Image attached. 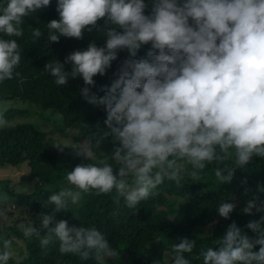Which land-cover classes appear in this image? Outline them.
Listing matches in <instances>:
<instances>
[{"label":"clouds","instance_id":"9594fccd","mask_svg":"<svg viewBox=\"0 0 264 264\" xmlns=\"http://www.w3.org/2000/svg\"><path fill=\"white\" fill-rule=\"evenodd\" d=\"M50 3L5 0L0 4V33L23 36L24 18ZM150 3L146 15L145 0H56L59 19L46 25L50 42H59L60 36L82 39L85 29L91 31L98 21H105L103 46L90 42L85 50L66 56L64 63L47 62L44 70L58 86L69 78H82L81 95L106 113L104 137L114 142L110 156L114 163L105 156L99 164L76 165L66 175L73 187L48 197L52 212L41 214L39 229L33 223L18 225L24 237H39L42 254L58 241L61 254L91 258L97 264L119 256L95 227L69 226L67 220L55 219L70 204L79 205L82 193L115 191L114 203L119 205L123 197L125 207L135 213L165 179L180 184L187 175L200 181L206 166L215 162L218 184L230 183L236 170L245 168L254 156L264 158V0ZM41 35L39 28L32 32L34 38ZM149 44L146 58H137L141 47ZM123 49L128 57L105 95H90L93 78L103 76ZM21 52L15 39L0 38V82L19 75L15 70ZM67 63L70 71L65 70ZM75 149L77 155L92 157L87 147ZM113 164L118 166L115 174ZM0 199L7 201L8 196ZM234 208V203L221 202L217 212L227 219ZM253 209L264 211V202L247 200L243 212L252 214ZM262 224L264 216L246 225L257 233L255 238L242 233L235 222L229 224L217 247L200 253L203 264H264ZM11 244L3 240L0 264L12 257ZM194 246L187 237L173 244L170 264H190L185 254Z\"/></svg>","mask_w":264,"mask_h":264},{"label":"trees","instance_id":"16d2710c","mask_svg":"<svg viewBox=\"0 0 264 264\" xmlns=\"http://www.w3.org/2000/svg\"><path fill=\"white\" fill-rule=\"evenodd\" d=\"M145 2L148 4L145 9L147 15L151 11V3L150 0ZM3 3L5 0H0V4ZM52 19H59L56 0H51L49 6L24 18L21 26L23 36L5 37L0 33V38L15 39L22 49L20 64L15 70L19 75L14 74L12 79L0 82V100L18 98L40 108L51 107L62 115L64 122L85 124L88 147L96 160L86 159L75 152L50 149V138L31 124L18 123L0 128V165L24 162L29 170L28 176L39 183L36 189L26 193L12 192L6 186L0 190L6 191L8 202L39 217L32 222L38 229L41 214L52 212V206L47 203L48 197L58 193L61 185L65 187L69 184L67 173L78 164H99V159L110 157L114 150L112 138L104 137L107 129L103 123L106 117L103 106L91 104L81 95L80 89L85 87L82 78H69L65 85L58 86L55 78L44 70L47 62L58 60L64 63L66 56L76 50H85L90 42L103 46L105 21H98L91 31L85 29L82 39L60 36L59 42H50L46 25ZM36 28L42 33L40 38L32 36ZM149 48L150 44L142 46L137 58H146ZM127 57L126 49L118 51L117 59L112 61L106 73L93 78L95 85L88 86L90 95H105L107 86L116 78L114 73ZM65 70H71L70 63L65 64ZM13 112L9 109L2 116H10ZM96 140H100L99 146ZM216 167L215 162L207 165L200 181H192L187 175L180 184L165 179L146 201L138 205L135 213L125 207L123 197L119 205L114 203L112 197L115 191L97 194L92 190L82 193L79 205L70 204L69 210L57 212L55 219L67 220L69 226L99 230L119 252L117 257L106 258L104 264H155L162 251L170 254L171 246L185 237L195 241L193 252L186 253V258L190 264H203L200 253L208 247H217L216 242L223 237L229 224L235 222L242 233L255 238L257 233L246 225L264 216V211L256 212L255 209L252 214L243 212L249 199L264 202V158L254 156L245 168L236 170L230 183L220 185L214 175ZM113 171L115 174L116 171ZM221 202L235 204L227 219L218 215L217 206ZM18 225L15 223L9 229L22 241L24 255L18 260L10 258L7 264H97L91 258L81 260L76 255L61 254L58 241L49 246L47 254H42L39 237H24ZM258 248L259 245L255 250ZM170 260L169 256L166 264H170Z\"/></svg>","mask_w":264,"mask_h":264},{"label":"rangeland","instance_id":"374dc122","mask_svg":"<svg viewBox=\"0 0 264 264\" xmlns=\"http://www.w3.org/2000/svg\"><path fill=\"white\" fill-rule=\"evenodd\" d=\"M9 109L14 110L13 114L10 116H2V114ZM0 119L4 120L0 128L18 123H28L42 130L46 137L50 138L52 141L50 143V149L52 150H60L54 145H60L62 146V150L60 151L70 153H76L77 150L75 148H89L87 142V126L77 122H64L62 115L51 107L40 108L28 101L18 98L1 99ZM81 156L85 157L84 155ZM91 158L96 160L93 155ZM103 159H99V162ZM108 163L114 162L109 159ZM113 169L117 172L118 166L113 164ZM28 171V167L24 162L16 165H0V188H5L6 186L15 193H26L36 189L39 183H37L35 178H30L28 176ZM72 187L73 186L70 184H66L65 187L61 185L62 189ZM3 195H6V191L0 190V197ZM15 205L14 203L5 202L3 199H0V211L5 212L4 216H0V252L4 250L3 240L9 239L12 241L10 250L13 254L11 258L18 260L24 255V245L22 241L12 233L9 227L15 223L20 224L23 222L24 224H29L36 222L39 217L29 210L19 208ZM18 230L22 231L19 227ZM168 259L169 254L166 251H162L158 261L161 262V264H166Z\"/></svg>","mask_w":264,"mask_h":264}]
</instances>
